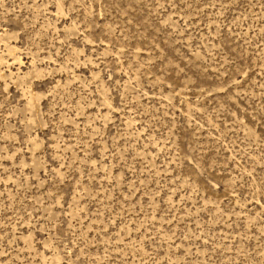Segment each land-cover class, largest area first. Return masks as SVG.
<instances>
[{
	"label": "rangeland",
	"instance_id": "1",
	"mask_svg": "<svg viewBox=\"0 0 264 264\" xmlns=\"http://www.w3.org/2000/svg\"><path fill=\"white\" fill-rule=\"evenodd\" d=\"M0 264H264V0H0Z\"/></svg>",
	"mask_w": 264,
	"mask_h": 264
}]
</instances>
